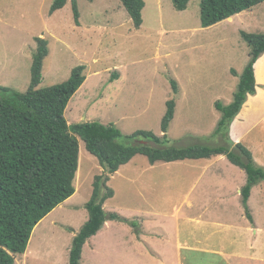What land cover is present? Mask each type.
<instances>
[{
    "label": "rangeland",
    "instance_id": "rangeland-1",
    "mask_svg": "<svg viewBox=\"0 0 264 264\" xmlns=\"http://www.w3.org/2000/svg\"><path fill=\"white\" fill-rule=\"evenodd\" d=\"M53 1L0 0V86L22 93L29 89L36 40L46 39L50 54L44 62L41 88L65 82L77 66L86 68L85 85L65 112L70 125H115L124 136L120 142L129 146L132 143L126 137L139 130L164 135L161 123L166 103L174 100L176 114L168 133L169 146L175 147L179 141L187 146L223 143L221 137L214 139L221 118L215 104L219 101L229 105L234 100L251 52L240 33L244 27L251 30L247 24L264 23V3L253 8V12L245 11V26L240 25V19H228L202 28L201 0H192L185 11H177L173 0H144L143 25L136 28L121 0H78L79 25L70 0L63 9L50 14ZM257 29L260 32L254 33L264 34V25ZM172 80L178 83L177 94L172 90ZM263 115L264 106L258 105L237 127V134L243 135L255 123L243 145L262 169L264 120L259 119ZM232 130L228 139L233 137ZM78 141L80 161L75 194L37 225L26 253L16 256V264H70L73 239L89 219L86 204L92 197L95 177L105 174L84 141L79 137ZM144 163L148 164L147 158L138 156L118 174L109 175L107 186L115 195L105 202L104 209L108 214L117 212L130 222L113 221L112 226L102 228L84 246L81 264H141L144 258L137 252L136 236L129 237V230L137 236H145V232L160 235L153 238L146 234V242L161 255L159 245L172 239L175 227L174 223L170 227V219L178 215L176 211L184 204L191 182L184 166L158 164L151 170ZM182 210L185 219L191 210ZM150 212L156 214L152 230L137 218ZM236 221L234 227L242 229L243 221ZM195 222L182 225L186 229L180 235L182 240L189 241L192 247H204L205 242L216 246L222 241L223 226ZM128 237L134 240L133 245ZM184 256L185 264H225L219 256L203 252ZM146 261L163 262L150 256Z\"/></svg>",
    "mask_w": 264,
    "mask_h": 264
},
{
    "label": "trees",
    "instance_id": "trees-1",
    "mask_svg": "<svg viewBox=\"0 0 264 264\" xmlns=\"http://www.w3.org/2000/svg\"><path fill=\"white\" fill-rule=\"evenodd\" d=\"M68 1L54 0L50 14L63 9ZM70 1L74 20L79 25L78 0ZM191 1L173 0V3L177 11H185ZM121 2L134 26L141 28L145 1ZM262 3L264 0H201V26H215ZM240 35L251 49L249 62L240 76L233 102L224 105L218 101L215 104L221 118L214 139L221 137L223 143L183 148L169 146L168 131L176 112L174 100L166 103L167 110L161 123L164 135L159 137L150 131L139 130L126 137L132 143L129 146L120 142L124 136L115 125L96 122L70 125L65 112L86 80V68L77 66L65 82L41 88L44 62L50 48L46 39L37 38L29 89L22 93L0 86V264H16V256L26 253L37 225L75 194L74 180L80 161L78 137L84 141L87 151L98 159L105 174L95 177L93 194L86 204L89 219L73 239L70 264H81L84 246L107 221L130 222L118 213L108 214L104 204L115 195L107 186L109 175L117 173L138 155L146 157L152 165L226 156L247 175V183L241 192L242 202L247 218L253 222L248 203L253 187L264 181V169L257 166L245 145L234 144L228 138L231 125L248 97L256 94L255 64L264 54V34L241 31ZM232 73L237 75L234 70ZM171 85L177 94L178 83L172 80Z\"/></svg>",
    "mask_w": 264,
    "mask_h": 264
},
{
    "label": "crops",
    "instance_id": "crops-1",
    "mask_svg": "<svg viewBox=\"0 0 264 264\" xmlns=\"http://www.w3.org/2000/svg\"><path fill=\"white\" fill-rule=\"evenodd\" d=\"M251 10L249 11L253 12ZM244 13L245 12L235 15L231 17L230 20L235 21L236 19H240V25L245 26L244 24L246 22L243 19ZM252 23H250V26L247 24V27L251 28V30H247L245 27L243 30L246 32L249 31V33L260 32L257 29L258 26L264 25V23L258 22V26H254ZM255 76L257 84L256 94L248 97L247 102L240 112V114L244 113L246 115L241 117L239 114L231 126V130L233 129V137L231 139L234 144H243V141L246 139L244 137L256 127L254 123L245 134L238 135L240 130L237 127H240L241 120L248 119L247 114L251 112L254 113L258 105L264 106V54L255 64ZM259 120H264V115ZM196 144L198 143L190 144V146ZM175 147L183 148L188 146L179 141ZM132 161L130 163H132ZM158 164L184 166L188 178L187 180L191 182V186L188 191V196L183 202L184 204L176 211L178 215L170 219V227L174 223L175 234L167 244L159 245L162 247V255L156 253L155 248L146 242V238L148 237L146 234H149V236L153 238H158L160 235L153 232H145V236H137L134 232L129 230V237L131 236L133 238L136 236L135 239H137L138 242L137 252H139V255L141 253L142 255L140 256L144 258L141 264H149L148 261H146L147 256L157 261H163L158 264H185L187 260L184 254H191L193 252L217 255L225 264H264V198H261L264 197L261 196V193L264 192V182H260L252 189L248 203L250 210H253V213L251 211L253 222H251L246 216L241 194L242 188L247 183V175L245 173L243 174L242 171L244 170L238 167L241 169V172H239L236 168L237 166L233 165L226 156L219 155L210 159L185 160L173 163L157 162L154 165L150 164L149 161L148 164L144 163V165L151 170L155 169ZM127 165L122 166L115 174H118L121 169ZM259 187L263 188L257 191ZM196 193L197 195H193ZM256 197L257 202L254 201ZM253 201L255 204H253ZM182 207L191 210L185 219L181 216L184 213ZM155 216V213L150 212L142 213V215L137 216V218L141 219L143 224H149L152 230L156 225V221H154ZM236 218L243 221L244 227L242 229L234 227L237 223ZM195 220V223L200 222L203 225L212 224L223 226L225 235L222 241L217 243L216 246H212L208 242H205L204 247H192L189 241L182 240V231L186 230L182 228V225H187ZM112 224L113 221H107L103 229L105 226H112ZM208 240L210 241V239L207 238V241ZM131 241L133 245L135 242L132 239Z\"/></svg>",
    "mask_w": 264,
    "mask_h": 264
},
{
    "label": "water",
    "instance_id": "water-1",
    "mask_svg": "<svg viewBox=\"0 0 264 264\" xmlns=\"http://www.w3.org/2000/svg\"><path fill=\"white\" fill-rule=\"evenodd\" d=\"M231 19V18H230Z\"/></svg>",
    "mask_w": 264,
    "mask_h": 264
}]
</instances>
